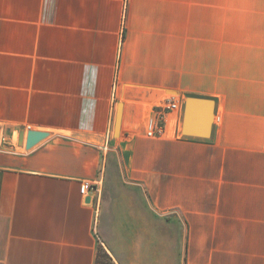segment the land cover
<instances>
[{
  "label": "crops",
  "instance_id": "1",
  "mask_svg": "<svg viewBox=\"0 0 264 264\" xmlns=\"http://www.w3.org/2000/svg\"><path fill=\"white\" fill-rule=\"evenodd\" d=\"M0 129V264H264V0H0Z\"/></svg>",
  "mask_w": 264,
  "mask_h": 264
},
{
  "label": "water",
  "instance_id": "2",
  "mask_svg": "<svg viewBox=\"0 0 264 264\" xmlns=\"http://www.w3.org/2000/svg\"><path fill=\"white\" fill-rule=\"evenodd\" d=\"M182 135L184 137L210 139L216 118V102L209 98L188 96L183 104ZM123 104L120 103L115 121V137H119L122 125ZM1 133V129H0ZM51 133L39 130H21L19 145L24 146L27 152L40 146L50 139ZM91 197L86 202L89 204Z\"/></svg>",
  "mask_w": 264,
  "mask_h": 264
},
{
  "label": "built area",
  "instance_id": "3",
  "mask_svg": "<svg viewBox=\"0 0 264 264\" xmlns=\"http://www.w3.org/2000/svg\"><path fill=\"white\" fill-rule=\"evenodd\" d=\"M180 103L174 97L168 98L156 109V125L148 132L149 137H160L164 131L165 115L172 110H179ZM101 188L99 182H86L81 186V194L84 198L91 197L90 204H96L97 209L101 201Z\"/></svg>",
  "mask_w": 264,
  "mask_h": 264
},
{
  "label": "rangeland",
  "instance_id": "4",
  "mask_svg": "<svg viewBox=\"0 0 264 264\" xmlns=\"http://www.w3.org/2000/svg\"><path fill=\"white\" fill-rule=\"evenodd\" d=\"M169 95H172V94H169ZM99 254H100V264H105L106 262H108V259H106L105 257H104V250L101 248L100 250H99Z\"/></svg>",
  "mask_w": 264,
  "mask_h": 264
},
{
  "label": "trees",
  "instance_id": "5",
  "mask_svg": "<svg viewBox=\"0 0 264 264\" xmlns=\"http://www.w3.org/2000/svg\"><path fill=\"white\" fill-rule=\"evenodd\" d=\"M99 253H98V262H97V264H100V261H99L100 260V254ZM104 257L106 259H108V262H106L105 264H114L112 259L110 258V256L105 251H104Z\"/></svg>",
  "mask_w": 264,
  "mask_h": 264
}]
</instances>
